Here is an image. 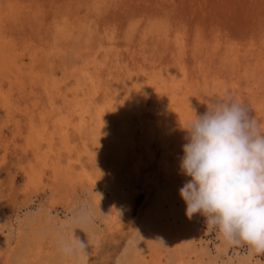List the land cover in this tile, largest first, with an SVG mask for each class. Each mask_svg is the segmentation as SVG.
<instances>
[{
  "label": "rangeland",
  "instance_id": "374dc122",
  "mask_svg": "<svg viewBox=\"0 0 264 264\" xmlns=\"http://www.w3.org/2000/svg\"><path fill=\"white\" fill-rule=\"evenodd\" d=\"M3 40L25 67L20 83L3 74ZM0 60V264H142L161 251L162 263H171L175 228L195 264H238L250 255L246 245L208 230L199 213L186 216L179 189L190 179L180 171L187 140L167 138L156 114L181 108L185 126L230 96L264 131V0H0ZM80 61L96 64L91 72L107 97H122L129 147L103 144L91 158L71 136L76 147L71 158L60 151L61 174L53 178L51 161L33 159L31 122L65 105L55 102L56 89L72 85ZM168 68H182L187 78L184 89L173 90L183 107L139 87ZM82 136L91 138L89 131ZM58 146L56 138L54 151ZM68 160L73 166L64 173ZM80 240L86 256L60 250ZM260 260L264 255L251 253L250 264Z\"/></svg>",
  "mask_w": 264,
  "mask_h": 264
},
{
  "label": "clouds",
  "instance_id": "9594fccd",
  "mask_svg": "<svg viewBox=\"0 0 264 264\" xmlns=\"http://www.w3.org/2000/svg\"><path fill=\"white\" fill-rule=\"evenodd\" d=\"M179 189L186 216L199 213L208 230L230 245L264 255V131L242 102L230 96L210 103L183 127ZM88 245L62 242L67 255H87Z\"/></svg>",
  "mask_w": 264,
  "mask_h": 264
},
{
  "label": "bare ground",
  "instance_id": "6f19581e",
  "mask_svg": "<svg viewBox=\"0 0 264 264\" xmlns=\"http://www.w3.org/2000/svg\"><path fill=\"white\" fill-rule=\"evenodd\" d=\"M2 42H3L2 45H4L5 44L4 40ZM5 45H6L5 46L6 48L3 47V50H1L2 55L7 60L5 61L6 63L4 64L3 74L6 77L5 79L6 81H8L9 84L20 83L21 78L23 77V71L25 70V67L20 61H18V57L16 55L18 54L17 48H15L14 44H9L7 41ZM179 49L181 50V48ZM93 51H95V49ZM179 52L180 51H178V53ZM59 53L58 55H56L57 57L61 56ZM178 53H176V55ZM36 55H37V52H35L33 56L32 55L30 56L31 61H33ZM176 55H175V58H176ZM174 63H175V66L177 65L180 67L179 60H176V61L174 60ZM91 64L92 65H88V62H87V63H81L80 65H76L73 68V73L71 74L72 85L69 88H66V90L62 92L56 89L57 99L55 102H58V104H65V105H59V106L53 105L51 106L49 111L44 114L47 116L45 117L42 116V119H40L41 121L38 124H36L35 122H31L32 124L30 127L29 136H30L31 143H32L31 149L34 153L33 159L38 160V158L41 157L40 154H43L42 158L45 162L51 161L49 163V170L53 174V178H57V176L61 174L60 170L62 168L59 167V159H58L60 157L59 154L63 152L67 158H71L73 148L76 147V144L74 143L72 144L71 142L72 140L71 136H74L76 137V139H79L78 140L80 141L79 146H78L79 152L82 151L85 154H87L88 152L89 154L88 156L90 157L92 156L90 154L93 148L99 147L100 145H103V144H106V145L110 144L109 147L112 146L115 149H118L120 151L121 150L124 151V147L127 149L129 147V146L128 147L125 146L128 143V141L126 142L123 136L124 131H126L127 129V127L125 126L127 125L124 122L125 120H124L123 113L119 111V107H121L120 109H122V106H124L123 102H121L122 97L120 96H116L115 98L107 97L108 92L104 90V88H101L100 83L98 82L99 79L96 80V78L91 72V66H95L96 64L94 62H91ZM97 66H98V63H97ZM28 67L30 70L29 73H31L33 71L32 64H30ZM178 70H180L181 73H178ZM184 75L185 74H184V71H182V68H176V69L168 68L165 70H161L158 74H155V73L151 74L149 78L141 82V85L139 87H141V90L148 89L152 93L156 92L155 95H153L155 101H158L160 103H165V102L170 103L173 101L174 102L178 101L182 103V107H183V96L180 93L173 91V90L184 89L183 85H185V82L187 81V78ZM143 83H144V86H143ZM116 99H118L120 102L116 101ZM65 108H68L69 111L63 112ZM156 117L157 118L159 117V120L162 121L166 125V129L164 128L166 132L165 136H167V138L170 137V140L173 136V139L178 140V143L182 145V136L184 137L186 136V132L183 129L184 126L183 124H180V120L183 118V109L181 108L177 109V111L175 112L174 110H171V109L161 111L158 114V116L156 114ZM172 130L175 131V132L173 131L174 132L173 134L171 133ZM85 131H89V133L91 134V138H85L84 136H82V134ZM56 138L59 141V146H58V149L54 151L53 147L55 146ZM165 143L166 141L164 140L162 144L165 145ZM99 149H102V148L99 147ZM49 156L52 157V159H50ZM72 166L73 165H72L71 160H68L66 163V168L63 169L65 170L64 173H66L67 170H71ZM81 168L83 169V167ZM31 171L30 173H32ZM71 174L73 175L72 172ZM81 175L83 174L81 173ZM29 176L31 177L30 174ZM113 217H114V214H112V218ZM167 226H168V223H167ZM175 230L176 228L172 231L173 232L172 234L173 246L167 249V252L169 253V258L168 257L167 258L171 260V263L170 262L162 263L161 260L163 258H161V256L163 253L160 250L161 251L160 253L154 254L155 256H153V259H151L150 261H144L142 262V264H195L194 262H192L193 260L190 259L188 249H186L185 247L187 242L185 243V245L182 246L183 243L182 244L179 243L180 240L178 241V238H177L178 234H176ZM168 233H169V230H168ZM160 236L161 234L159 235V237ZM133 243L135 242H132L131 244ZM166 244L167 243H165V245ZM130 247L128 246V248ZM161 248L163 247L161 246ZM136 250H137V247H136ZM250 256H251V252H250V255H248V257L244 259L243 263H238V264H250ZM141 259L142 258H140V260ZM258 264H264V260H260Z\"/></svg>",
  "mask_w": 264,
  "mask_h": 264
}]
</instances>
